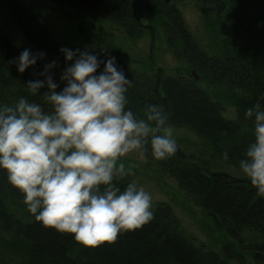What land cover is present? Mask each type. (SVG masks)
Wrapping results in <instances>:
<instances>
[{
  "label": "trees",
  "instance_id": "1",
  "mask_svg": "<svg viewBox=\"0 0 264 264\" xmlns=\"http://www.w3.org/2000/svg\"><path fill=\"white\" fill-rule=\"evenodd\" d=\"M175 1L45 0V3H39L35 0H0V3L9 7L23 35L34 43L36 41L38 51L43 50L60 61L65 59L60 51L64 44L48 30L43 31L38 10L51 11L56 9L54 6L64 3L65 8L60 11L75 21L73 27L77 32V48H87L102 60L109 55L115 56L118 68L132 79L133 85L127 93L128 107L142 116L146 104H163L169 113V123L189 121L197 127L193 130L201 138L207 134L222 135L226 149L218 151L221 159L219 165L222 167L217 168L216 172L208 164L201 169L195 157H192V161L197 167H187L184 163L187 161L186 155L179 148L174 155L160 160V167L194 198L204 214L207 212L211 215L214 225L216 223L215 228L218 226L220 232L223 233L221 230L229 223L232 226L241 223V232L249 229L255 231L258 238L261 234L264 238V224L256 226L252 220L256 217L264 221L260 213L264 206L261 203L256 206L253 215L244 210L247 204L253 202V185L239 168L246 146L254 140L253 121L245 118V110L264 95V0H197L208 34L205 46L194 39ZM212 4L218 5L214 9ZM18 7L24 8L25 15H20ZM26 16L30 20L27 24L24 22ZM172 19L178 24L175 30L180 31L181 26L187 27L185 30L193 37H190L193 43L181 46L176 38L170 37L165 24ZM107 24L122 26L133 38L143 34L156 36L154 34L162 29L175 60L180 63V73L188 77L168 75L161 68L151 72L131 68L111 48L107 34L94 29V25L103 27ZM34 26H42L39 30L45 36L43 41L31 34ZM8 37L0 34V102L13 103L21 95H28L25 79L34 78L31 67L20 73L15 63H10L20 52L11 46ZM255 45L257 48L252 51ZM103 67L101 64L98 72ZM193 70L197 72L198 80L194 75L191 77ZM199 83L213 86L217 102L198 89ZM224 85L230 86L232 91L225 90ZM47 90V87L41 89V94ZM218 96L236 108L227 107L230 110L226 111L230 116L228 119L219 115L218 108L214 106L221 103L222 107ZM152 97L156 101L151 100ZM29 98L39 100L38 96ZM225 150L238 157L229 153V159H223ZM147 153L153 158L149 151ZM121 181L128 183L129 180L124 177ZM10 184L6 170L0 169V188H10L13 192L10 198L15 202H9L7 206L0 201V207H4L0 209V264H228V260L222 258L225 253L215 250H210L207 255L202 253L206 252L202 248L205 243L192 240L181 230L178 217L169 203H155L152 206L154 215L149 222L120 233L113 242L93 247L75 240L74 234L59 232L33 219L35 217L24 203L22 192ZM221 223L225 227L220 226ZM232 226L224 233L235 240ZM20 236L24 237L21 241ZM13 244L17 247L13 248ZM222 248L226 252L231 249L226 244ZM196 251L203 256H195ZM252 256L256 264H261L259 257ZM238 263L246 262L241 260Z\"/></svg>",
  "mask_w": 264,
  "mask_h": 264
},
{
  "label": "clouds",
  "instance_id": "2",
  "mask_svg": "<svg viewBox=\"0 0 264 264\" xmlns=\"http://www.w3.org/2000/svg\"><path fill=\"white\" fill-rule=\"evenodd\" d=\"M60 51L68 62L60 75L62 89L57 90L53 69L58 63L53 59L27 81L28 95L0 102V169L43 226L95 247L143 226L154 215L152 194L144 186L134 180L120 186L119 181L134 174L121 158L133 153L143 158L150 145L152 157L163 160L179 145L163 104H146L142 116L128 107L133 81L118 68L115 56L102 60L87 48L66 46ZM46 55L24 48L10 63L24 73ZM244 115L253 121L254 140L239 168L264 194V95ZM222 156L228 160V151Z\"/></svg>",
  "mask_w": 264,
  "mask_h": 264
},
{
  "label": "rangeland",
  "instance_id": "3",
  "mask_svg": "<svg viewBox=\"0 0 264 264\" xmlns=\"http://www.w3.org/2000/svg\"><path fill=\"white\" fill-rule=\"evenodd\" d=\"M175 5L181 11L186 26L192 35L195 36L197 42L205 46L208 42V34L204 29L201 12L197 7L200 4H197L196 1L184 0L180 2L175 1ZM38 11L40 20L47 26L54 38L62 41L66 47L72 49L78 47V41L76 40L77 32L73 27V23L75 24L73 18H67L61 13H52L51 11L41 9ZM11 16L4 5L0 3V30L7 32L8 35L10 33L13 36L9 35L11 38L24 39ZM102 26L106 32L105 34H107L111 48L131 68L147 69L150 72L161 68L168 75L183 74L179 71L180 63L175 60L165 40L164 33L158 31L154 34L156 35L154 37L149 34H143L139 38H133L124 31L122 26L110 24ZM34 47L28 43V48L33 52H37L38 50ZM53 59L57 60L58 63V66L53 69V74L55 82L59 84V88L57 89L59 91L64 86V82L60 80V75L68 62L60 61L48 55H46L44 60L38 61H41V64L44 65V63L50 62ZM171 130L173 137L178 142L179 150L186 153L187 156H191L192 152H196L193 154L210 155V152L204 148L206 145H204L205 142L201 137H197L195 134L188 133L185 130L177 131L174 128ZM121 159L126 167H132L134 170V174L130 175V178L144 186L152 194V206L157 202L169 203L172 206L173 212L178 217L181 230L185 234L187 233L188 237L198 243L201 241L212 246L216 243L218 246L215 247L220 246L222 250L223 243L227 238L217 239L219 231L216 230L214 223L205 216L202 209L195 203L194 198L185 192L176 179L162 170L159 164L160 160L150 158L147 152L143 158L133 153ZM220 167L222 166L217 165V168ZM232 171L238 173L236 170ZM220 234L226 235L221 232ZM244 235L252 237L251 232H245ZM245 254L246 257L243 260L246 262L245 264H254L253 256L251 255L252 262H250V254ZM247 254L249 255L247 256ZM232 264L239 263L233 261Z\"/></svg>",
  "mask_w": 264,
  "mask_h": 264
},
{
  "label": "bare ground",
  "instance_id": "4",
  "mask_svg": "<svg viewBox=\"0 0 264 264\" xmlns=\"http://www.w3.org/2000/svg\"><path fill=\"white\" fill-rule=\"evenodd\" d=\"M35 1H37V2H39V3H45L44 1L45 0H35ZM180 1H184V0H176V2H180ZM192 1H196V3H198V1L197 0H192ZM221 2H223L222 0H220ZM61 4H63V5H60V6H54L56 9H52L51 10V12L52 13H58V14H60L61 13V11H63V8H65V5H64V3H61ZM4 5V4H3ZM218 4H212V7L215 9L216 8V6H217ZM4 7L6 8V10L7 11H9V7L7 6H5L4 5ZM24 8H22V7H18V11H19V13H20V15L21 16H23V15H25V11L23 10ZM61 10V11H60ZM9 13H10V15H12L11 14V12L9 11ZM62 14V13H61ZM11 18H13V20H14V22L16 23V25H17V27H18V24H17V22H16V20L14 19V17H13V15L11 16ZM40 19V18H39ZM27 21L28 22H30V20H29V17L28 16H26V18H25V20H24V22L27 24ZM41 21V20H40ZM146 21H148V20H146ZM173 21V22H172ZM172 21L170 22V20L165 24L166 25V29H167V33L170 35V37L171 38H176V42L177 43H180V45L181 46H183L184 44H187V43H193V40L191 39V38H193L192 36H190L191 34H189L186 30H185V28L187 29V27L185 26V28L184 27H180L179 29H180V31H177V30H175L178 26V24L176 23V21H175V19H172ZM41 23L44 25V27H43V31H46V32H48L49 30H48V28H47V26L41 21ZM35 28H34V30H32V31H30L31 32V34L32 35H36V37L38 38V39H41L42 41L44 40L43 38L45 37L44 35H42V33H41V31L39 30V29H42V26H41V28L39 27L38 28V26L36 27V26H34ZM18 29H19V27H18ZM94 29H96L97 31H104V28L103 27H101V26H96V25H94ZM48 30V31H47ZM162 30V29H161ZM160 30V31H161ZM3 31V30H2ZM1 30H0V34L2 33L3 35H5V36H12L10 33H9V35H8V33L7 32H5V31H3L2 32ZM5 32V33H4ZM50 32V31H49ZM105 32V31H104ZM162 33H164V34H166L163 30L161 31ZM7 33V34H6ZM19 33L24 37V39H14V38H11L10 36L8 37L9 38V42H10V44H11V46L12 47H14L18 52H21L24 48H28V43L30 44V45H32V46H35L36 45V41H35V43L34 42H32L29 38H27V37H25L24 35H23V33L21 32V30L19 29ZM106 33V32H105ZM187 33V34H186ZM38 34V35H37ZM32 35H30V37L31 38H33L32 37ZM150 36H152V37H154L153 35H150ZM194 36V35H193ZM13 37V36H12ZM35 37V38H36ZM191 37V38H190ZM195 37V36H194ZM6 39V38H5ZM153 39V38H152ZM195 39V38H194ZM197 41V40H196ZM199 44V43H198ZM35 49H37L36 47H34ZM256 48H257V45H255L253 48H252V51H254V50H256ZM48 56H50V55H48ZM50 57H52V56H50ZM62 61H64V62H66V60L64 59V60H62ZM41 62V61H40ZM34 67V66H33ZM33 67H31V69H30V72H31V76H33V78L34 79H36V76L37 75H34V73L36 74V71L35 70H33ZM159 69H157V71H158ZM27 81H28V79H25V83H27ZM199 86L200 87H198V89H200L206 96H208V98H211L212 99V101L213 102H217L216 101V99H215V97H214V93H213V86L212 85H209V84H205V83H199ZM224 88H225V90H227V91H232L231 90V88H230V86H228V85H224ZM225 94H227L226 92H225ZM221 95H223V94H221ZM218 98L221 100V102H222V107H221V103H217V104H215L214 106L215 107H217L218 108V110H219V115H222L223 116V118H226V119H228V118H230V116H228V114H227V112L226 111H230L229 109H227V107H232V109H234V110H236V108H235V106L234 105H232V104H227L226 103V101L225 100H223L220 96H218ZM151 100H153V101H156L155 100V97H152V99ZM170 122H173V123H169L170 124V126H171V129H175V130H177V131H180V130H185V131H188V133L189 132H191L192 134H195L197 137H200V136H198L196 133H195V131L194 130H196L195 128H197L194 124H192L191 122H189V121H181V122H175V121H170ZM175 122V123H174ZM177 123H179V124H177ZM194 129V130H193ZM209 134H207V135H205L204 136V138H203V140H204V145H206L204 148L206 149V150H208L209 152H210V155L209 156H205V155H199V154H193V153H196V152H192V155L191 156H187L186 155V153H184V155H186V162H184L185 163V165L187 166V167H197V165L195 164V161H192V157H195L197 160V162H198V165L201 167V169H204L205 167H206V165L208 164H210L209 166L211 167V169L213 170V171H217V165H219L220 163H219V161L221 160L220 159V157L218 156V155H220L219 153H218V151H219V149H226V147H224V144H223V142L222 141H224V137H222V135L220 136V135H218V136H212V135H209ZM202 140V139H201ZM149 152L151 153V151H150V145H149ZM228 153H231L233 156H237V155H234L232 152H228ZM238 157V156H237ZM125 178H127L129 181H132L133 179H131L130 178V176H126ZM128 181V182H129ZM119 183H121L123 186H125L127 183L126 182H124V181H119ZM11 185V184H10ZM9 185V186H10ZM252 185V184H251ZM13 192L11 191V189L10 188H8V187H1L0 188V201H3L4 203H6V205L8 206V204H9V202H13V200H11V198H10V195L12 194ZM251 196H252V201L253 202H251V203H249V204H247L246 206H245V208H244V210H246V212L249 214V215H253L254 214V211H256V206H258V205H260V203L264 206V194H261V193H259L257 190H256V188H255V186H253V190H252V192H251ZM22 197H23V193H22ZM24 200V199H23ZM13 203H15V202H13ZM25 203V202H24ZM1 208H4V207H0V209ZM11 210H13V209H11ZM248 210V211H247ZM251 211V212H250ZM260 213L261 214H263V216H262V218H263V220H264V209H262L261 211H260ZM226 215H228V216H231L229 213H226ZM205 216L207 217V218H209V220H211L212 222H213V220H212V217H211V215L208 213L207 214V212H205ZM259 217V216H258ZM33 219H35V218H33ZM261 218H257L256 219V217H253L252 218V220H253V222H255V225L256 226H259V225H262V224H264V221H261L260 220ZM229 221V220H228ZM214 223V222H213ZM237 225L235 226H232L231 225V223H229L226 227H225V225H224V223H221L220 224V226H223V227H225L223 230H221V231H224L225 233H226V229L227 228H229V227H231L232 226V232H233V235H234V238H235V241H233V239H232V237H228L227 235H222V234H220V231H219V227L217 226L216 228V230L217 231H219V236L217 237V239H219V240H221L222 238H227V240L223 243V246L226 244L227 246H229V247H231V249L229 250V251H225V250H223V248H222V250L220 249V246L219 247H215V246H218V245H216V243H214V245L212 246V245H210V244H207V243H205V245L204 246H202V248L204 249V251H206V252H202L203 254H208L207 252H210V250H215V251H217V252H222L224 255L223 256H225V257H223L222 256V258L223 259H225V260H228V264H232L233 263V261H236V262H238V261H241V260H244L245 258L244 257H246V254L245 253H249V254H247V256L249 255L250 256V262H252V257H251V255H256L257 257H259V259H258V261L261 263V264H264V238L262 237V234H261V236L258 238V234H256V232L255 231H252V230H249V229H246V230H243L242 232H241V223L239 224V223H236ZM215 225H216V223H215ZM254 225V224H253ZM223 232V233H224ZM245 232H251L252 233V237H246L247 235H244V233ZM222 233V232H221ZM224 233V234H225ZM24 237L23 236H20V241H21V239H23ZM232 239V240H231ZM16 245L15 244H13L12 245V247L13 248H16L15 247ZM239 246V247H238ZM21 250L22 249H20V252H21ZM202 251V250H201ZM253 251V253H251ZM195 254V256H197V257H201V256H203V254H201V253H199V252H197L196 251V253H194ZM254 259V258H253ZM212 260V259H211ZM210 261V260H209ZM253 262H254V264H256L255 263V261L253 260ZM207 263H210V262H207ZM20 264H23L22 262L20 263Z\"/></svg>",
  "mask_w": 264,
  "mask_h": 264
},
{
  "label": "water",
  "instance_id": "5",
  "mask_svg": "<svg viewBox=\"0 0 264 264\" xmlns=\"http://www.w3.org/2000/svg\"><path fill=\"white\" fill-rule=\"evenodd\" d=\"M34 70L36 71V74H39L43 71V65L37 61V64L34 66Z\"/></svg>",
  "mask_w": 264,
  "mask_h": 264
}]
</instances>
